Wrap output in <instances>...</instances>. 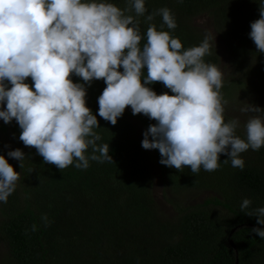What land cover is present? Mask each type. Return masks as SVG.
Wrapping results in <instances>:
<instances>
[{
  "label": "clouds",
  "instance_id": "9594fccd",
  "mask_svg": "<svg viewBox=\"0 0 264 264\" xmlns=\"http://www.w3.org/2000/svg\"><path fill=\"white\" fill-rule=\"evenodd\" d=\"M132 10L137 17L144 16L145 0H130L124 10L105 0H0V105H6L0 108V119L6 124L15 120L21 129L19 140L61 171L70 165L86 170L90 161L113 162L109 144L97 143L102 139L95 131L97 115L85 101V84L103 80L99 117L115 125L130 106L133 115L154 120L144 131L141 146L158 150L162 165L178 171L187 167L193 174L201 168L213 172L224 154L223 163L230 161L243 170L241 154L264 146V120L250 118L245 138L236 135L238 119L225 122L222 73L203 60L211 54L209 37L182 50L178 38L150 24L141 48L139 20L124 14ZM259 13L249 36L264 52V0ZM156 15L162 17V28L176 29L170 9H157L145 20ZM73 74L84 83H74ZM28 77L32 86L25 82ZM155 82L172 94H157L146 86ZM240 111L264 112L252 104ZM89 149L91 155H86ZM7 155L24 167L21 149ZM19 180L20 172L0 155V202L7 203ZM251 204L243 199L241 211L255 217L256 225H264V207L248 210ZM41 221L45 227L51 223L47 214ZM37 230L33 224L31 231ZM252 233L264 239V227H252Z\"/></svg>",
  "mask_w": 264,
  "mask_h": 264
},
{
  "label": "trees",
  "instance_id": "16d2710c",
  "mask_svg": "<svg viewBox=\"0 0 264 264\" xmlns=\"http://www.w3.org/2000/svg\"><path fill=\"white\" fill-rule=\"evenodd\" d=\"M105 2L121 10L130 4V0ZM260 3L261 0H145L144 16L137 17L134 10L124 14L139 20L141 48L151 24L178 38L184 50L200 45L190 21L193 15L208 11L224 36L231 64L241 70L242 62L252 56L264 80V52L257 50L249 36L251 22L260 18ZM164 7L174 15L175 30L166 25L162 28L160 15L152 21L145 20V16ZM210 51L203 60L217 66L218 56L212 48ZM243 70L247 72V66ZM142 72L146 75L147 69ZM71 79L84 83L75 74ZM25 82L30 86L34 83L31 78ZM236 84L223 81L221 93L232 94ZM146 86L157 94H172L160 82ZM105 87L103 80L85 84V101L97 115L99 128L95 131L102 137L97 143L109 144L113 162L90 161L86 170L70 165L61 171L19 140L21 129L15 120L0 122V133L9 132L17 145L26 148L22 149L24 167L21 169L18 162L14 168L20 172L16 189L7 203L0 202V237L9 248L10 264H235L236 254L228 234L237 225L240 227L231 239L236 245L238 264H264V239L252 233V227L264 225H256V218L240 209L245 198L252 201L248 210L264 207V146L241 154L243 170L232 167L230 161L223 163L227 159L224 154L218 161L220 167L213 172L201 168L193 174L187 167L182 171L167 167L159 162L158 150L153 149L152 156L142 148L138 128L129 118L136 116L145 129L154 120L144 114L124 112L112 125L99 117L97 101ZM229 120L225 117V122ZM236 135L245 138L238 130ZM85 154L91 155V149ZM0 155L9 162L2 143ZM153 162L172 194L204 189L215 195L177 208L175 219L163 218L151 190ZM43 214L51 221L47 227L41 221ZM33 224L38 226L35 232L31 231Z\"/></svg>",
  "mask_w": 264,
  "mask_h": 264
},
{
  "label": "rangeland",
  "instance_id": "374dc122",
  "mask_svg": "<svg viewBox=\"0 0 264 264\" xmlns=\"http://www.w3.org/2000/svg\"><path fill=\"white\" fill-rule=\"evenodd\" d=\"M190 25H192L196 38L199 44L202 43L205 36L209 37L212 51L218 56L217 68L222 73V82L237 83L235 89H231L232 94L221 93L222 104L224 106V116L229 119H238L240 126L236 129L245 134L246 122L254 117L259 116L264 120V112L260 113H242L240 109L248 104L260 107L264 110V80L258 73L256 68L255 59L252 56H247L246 60L242 63V68L239 70L231 64L230 56L227 52V46L224 41V36L216 29L213 18L209 12H201L192 16ZM247 66V72L244 71ZM243 70V71H242ZM31 78V77H28ZM226 101V103H224ZM6 105H0L4 108ZM124 112L132 113L130 106L126 107ZM130 121L138 128V134L141 135L143 140V133L146 130L141 124L140 120L135 117H130ZM3 120L0 119V122ZM4 122V121H3ZM0 143L5 147L6 154L14 149H26L17 145L13 136L7 132L0 133ZM154 156L153 150H148ZM8 156V155H7ZM9 158L10 164L13 168L18 165V160ZM154 163V162H153ZM151 190L157 208L162 212L163 218L172 220L176 218L177 208L181 206H190L203 202V200L215 195L213 191L197 189L187 190L181 194H172L163 184L160 176V170L154 163L151 177ZM222 209L221 207H217ZM10 251L6 242L0 237V264H10L11 261Z\"/></svg>",
  "mask_w": 264,
  "mask_h": 264
},
{
  "label": "water",
  "instance_id": "95a60500",
  "mask_svg": "<svg viewBox=\"0 0 264 264\" xmlns=\"http://www.w3.org/2000/svg\"><path fill=\"white\" fill-rule=\"evenodd\" d=\"M240 227V225H237V226H234L233 228H231L229 234H228V242L229 244L234 248L235 250V254H236V257H235V264H238V256H237V249H236V245L235 243L233 242V240L231 239V235L232 233L237 230L238 228Z\"/></svg>",
  "mask_w": 264,
  "mask_h": 264
}]
</instances>
